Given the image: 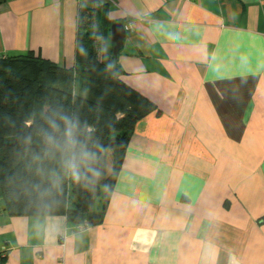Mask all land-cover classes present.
I'll list each match as a JSON object with an SVG mask.
<instances>
[{
	"label": "crops",
	"instance_id": "0c3cea01",
	"mask_svg": "<svg viewBox=\"0 0 264 264\" xmlns=\"http://www.w3.org/2000/svg\"><path fill=\"white\" fill-rule=\"evenodd\" d=\"M81 10L107 46L124 25L119 77L156 110L99 221L12 216L0 194V264H264V0L0 1V56L74 67Z\"/></svg>",
	"mask_w": 264,
	"mask_h": 264
},
{
	"label": "trees",
	"instance_id": "16d2710c",
	"mask_svg": "<svg viewBox=\"0 0 264 264\" xmlns=\"http://www.w3.org/2000/svg\"><path fill=\"white\" fill-rule=\"evenodd\" d=\"M81 11L74 67L31 52L0 56V194L9 215L99 221L90 208L113 190L136 122L156 110L120 79L108 25Z\"/></svg>",
	"mask_w": 264,
	"mask_h": 264
},
{
	"label": "water",
	"instance_id": "95a60500",
	"mask_svg": "<svg viewBox=\"0 0 264 264\" xmlns=\"http://www.w3.org/2000/svg\"><path fill=\"white\" fill-rule=\"evenodd\" d=\"M126 35V30L124 25L120 22H115L110 25L109 39L112 43V55L116 58L118 51L120 50L124 37Z\"/></svg>",
	"mask_w": 264,
	"mask_h": 264
},
{
	"label": "rangeland",
	"instance_id": "374dc122",
	"mask_svg": "<svg viewBox=\"0 0 264 264\" xmlns=\"http://www.w3.org/2000/svg\"><path fill=\"white\" fill-rule=\"evenodd\" d=\"M110 171H111V158L109 155L108 159H107V173H109ZM97 205H98V203H97V201H95L94 208H96Z\"/></svg>",
	"mask_w": 264,
	"mask_h": 264
},
{
	"label": "built area",
	"instance_id": "2783aa9c",
	"mask_svg": "<svg viewBox=\"0 0 264 264\" xmlns=\"http://www.w3.org/2000/svg\"><path fill=\"white\" fill-rule=\"evenodd\" d=\"M0 1H7V0H0ZM78 1V3H81L83 0H77ZM110 1H112V0H110ZM89 225V223H88V221H85V222H83V226H82V223L79 225V227L80 228H84V227H86V226H88Z\"/></svg>",
	"mask_w": 264,
	"mask_h": 264
}]
</instances>
